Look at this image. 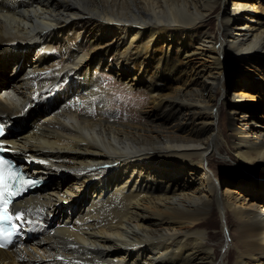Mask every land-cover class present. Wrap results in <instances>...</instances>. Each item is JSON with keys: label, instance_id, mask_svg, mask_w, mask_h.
I'll list each match as a JSON object with an SVG mask.
<instances>
[{"label": "bare ground", "instance_id": "1", "mask_svg": "<svg viewBox=\"0 0 264 264\" xmlns=\"http://www.w3.org/2000/svg\"><path fill=\"white\" fill-rule=\"evenodd\" d=\"M252 6L264 14L239 0H0L4 141L50 183L16 204L30 231L0 264H264V178L208 171L224 150L264 173V16ZM233 59L241 87L227 100ZM217 212L222 242L208 231Z\"/></svg>", "mask_w": 264, "mask_h": 264}, {"label": "rangeland", "instance_id": "2", "mask_svg": "<svg viewBox=\"0 0 264 264\" xmlns=\"http://www.w3.org/2000/svg\"><path fill=\"white\" fill-rule=\"evenodd\" d=\"M224 1V0H222ZM241 5H249L251 6V4L256 5L257 7L263 5V0H239ZM228 3H230L229 1H227ZM230 5V4H229ZM252 11L258 12V14H260L261 16H264V14L262 12H259L257 10H255L254 6H252L250 8ZM223 10L221 9V12ZM218 12H215L213 14H211L208 18V27L209 30H211L213 33H218V30H220V23L219 20L217 18ZM239 63L238 61H236L235 59L230 61V68L228 69V75H226L225 77V84L227 85L228 91H229V97H227V100L231 99L232 93L235 90H238V88L240 89L241 86L236 85L237 83H233V78L236 77L237 75H239V73H242L241 68L239 67ZM246 66H248V64H246ZM94 73H96L98 75V78L101 80V82L103 83V85L107 86V87H111V82L115 80V76L114 74H112L111 71H105L104 68L103 69H95L93 70ZM11 73V71H10ZM235 73H238L237 75H235L233 77V75ZM249 72H247L246 74H248ZM24 74V71H23ZM232 76V78H231ZM252 77V75H251ZM6 81L10 80V79H5ZM254 79H252V83H249L246 86V89L249 91H251L252 93H255L257 97H259L258 94V90L256 87V84L254 83ZM261 82V81H260ZM116 83H118L123 89L125 90H129L128 89V84L126 83V81H120L118 79H116ZM259 85V84H258ZM257 85V86H258ZM144 86V85H143ZM134 92H139V94H137L138 96H141V98H144L145 100L147 98H145L144 96L148 95V90H145L144 87H140L138 89H134ZM262 98V97H261ZM259 98L257 99V101H259V106L257 108H255L258 104L256 102V100H254V102L256 103V106L254 107L255 110L252 112L253 114V118H255L256 120H261L262 119V111L261 108L263 107L262 104V99ZM120 99H118L116 102H114V104L118 105V106H124L122 101H120ZM224 100L225 97H222L221 94L218 92L215 98V102H216V106L220 107L221 109V115H222V128L224 130L225 133H227V135H231L233 133V127L232 124L230 122V118L228 116V112L227 109L224 105ZM149 104L148 103H143L139 109H145ZM129 108V107H127ZM138 109L137 113H141L140 110ZM122 114V113H121ZM142 115V114H141ZM233 141L230 139V137L228 138V145L222 144L221 147H225V146H232ZM211 165L210 168L208 169V171H210L212 174H215L216 176H218L219 181L224 184V183H230L233 185H247V183H254V182H259L262 183V178L264 173H262L263 171L261 170V168L259 167H255L254 169H252V166H247L245 165V168L241 167L239 164L238 159L236 158V156L233 155V153L231 152H227L224 150H220L217 151L213 154V156L211 157ZM68 183V181H66V184ZM50 184L49 180H47V185ZM46 186V185H45ZM208 225V231H210L211 233L214 234H218V238L219 240H223V238H221V227H222V219L220 216V213H214L212 215V217L209 220Z\"/></svg>", "mask_w": 264, "mask_h": 264}, {"label": "snow or ice", "instance_id": "3", "mask_svg": "<svg viewBox=\"0 0 264 264\" xmlns=\"http://www.w3.org/2000/svg\"><path fill=\"white\" fill-rule=\"evenodd\" d=\"M3 129L0 128V134ZM3 149H0L2 151ZM24 184H30L31 181H23ZM21 180L16 172L13 171L10 162H6L3 158H0V221H11L12 217L9 215L8 205L12 201L13 193L16 191L15 186H20ZM24 213H16V218L20 219ZM12 235V231L7 233L3 227H0V247L5 246V241Z\"/></svg>", "mask_w": 264, "mask_h": 264}]
</instances>
